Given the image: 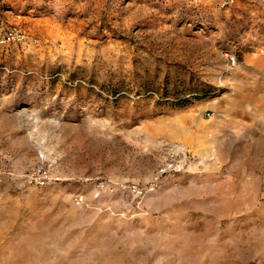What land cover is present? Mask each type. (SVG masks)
I'll list each match as a JSON object with an SVG mask.
<instances>
[{
	"label": "rangeland",
	"instance_id": "1",
	"mask_svg": "<svg viewBox=\"0 0 264 264\" xmlns=\"http://www.w3.org/2000/svg\"><path fill=\"white\" fill-rule=\"evenodd\" d=\"M0 264H264V0H0Z\"/></svg>",
	"mask_w": 264,
	"mask_h": 264
},
{
	"label": "built area",
	"instance_id": "2",
	"mask_svg": "<svg viewBox=\"0 0 264 264\" xmlns=\"http://www.w3.org/2000/svg\"><path fill=\"white\" fill-rule=\"evenodd\" d=\"M47 178H48V174H46V171H44V175L43 176H40V184H43L44 181L47 180ZM30 179H33V176Z\"/></svg>",
	"mask_w": 264,
	"mask_h": 264
},
{
	"label": "bare ground",
	"instance_id": "3",
	"mask_svg": "<svg viewBox=\"0 0 264 264\" xmlns=\"http://www.w3.org/2000/svg\"><path fill=\"white\" fill-rule=\"evenodd\" d=\"M54 247V246H53Z\"/></svg>",
	"mask_w": 264,
	"mask_h": 264
}]
</instances>
